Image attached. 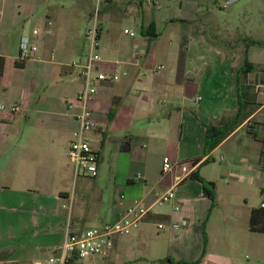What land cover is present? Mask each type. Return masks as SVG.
<instances>
[{
  "label": "crops",
  "instance_id": "1",
  "mask_svg": "<svg viewBox=\"0 0 264 264\" xmlns=\"http://www.w3.org/2000/svg\"><path fill=\"white\" fill-rule=\"evenodd\" d=\"M176 1L139 0L140 36L110 33L98 20L99 69L120 78L90 101L98 176L75 179L66 151L83 79L71 64L85 62L84 41L73 24L60 36L48 8L37 17L53 21L52 33L37 39L34 58L20 60L33 11L25 0H0V105L24 108L0 109V264H47L68 225L80 232L114 222L135 200L152 211L114 239L103 264H264V233L249 230L251 211L264 205V0ZM217 8L226 10L222 25ZM240 109L238 126L207 150V126ZM165 157L174 164L167 174ZM183 165L191 174L175 199L156 203ZM194 173L215 184L214 198Z\"/></svg>",
  "mask_w": 264,
  "mask_h": 264
},
{
  "label": "built area",
  "instance_id": "2",
  "mask_svg": "<svg viewBox=\"0 0 264 264\" xmlns=\"http://www.w3.org/2000/svg\"><path fill=\"white\" fill-rule=\"evenodd\" d=\"M95 8L92 15V25L86 31V40L88 41L87 50L84 57L85 62H73L71 65L81 69L83 79V89L76 97L79 112L76 115L77 128L73 132L72 138L68 143L66 155L72 166L73 176L75 179L79 177L95 178L98 176L99 155L92 149L89 133L95 127L93 112L90 108V101L98 92V87L108 80L116 81L120 78L119 73L108 76L99 69L98 63L101 61L100 47V26L98 22V14L101 5L111 0H94ZM231 2H226L222 7L226 8ZM35 25L30 35H23L20 39V60L32 59L38 52L37 39L43 34L52 33L53 21L49 18L34 21ZM125 30V33H128ZM138 58V65L140 57ZM121 66V62L117 63ZM162 69L163 66L157 67ZM72 106V105H71ZM70 106V107H71ZM0 109L8 111L12 115L21 114L24 108L19 103L1 104ZM174 164L169 158L165 157L162 163V172L169 173ZM183 176L176 178V185L169 191L159 195L156 203L164 204L175 199V189L178 184L183 182L191 171L185 165L182 166ZM124 198V196H122ZM264 207V205H262ZM176 210L179 207L176 206ZM152 206H148L142 200H135L128 206L124 213L114 222H102L97 227L88 228L80 232L70 230L68 225L63 242L52 248V254L47 259V264H70L72 260H94L105 258L114 247V239L119 236H128L145 220L151 213ZM186 225V221H181L172 225L175 231H179ZM159 230L166 227L162 224L158 225Z\"/></svg>",
  "mask_w": 264,
  "mask_h": 264
},
{
  "label": "rangeland",
  "instance_id": "3",
  "mask_svg": "<svg viewBox=\"0 0 264 264\" xmlns=\"http://www.w3.org/2000/svg\"><path fill=\"white\" fill-rule=\"evenodd\" d=\"M33 14L28 16L27 21L33 24L38 20V15L47 12L48 8L56 10V19L58 21L60 29V36L65 35L66 30L64 24H73L78 27L79 38L84 41L85 50H87L88 41L86 40V31L92 25V15L95 8L94 0H25ZM224 1V0H222ZM166 4V3H165ZM105 3L101 5L100 12L98 14V20L103 24L105 30H109L110 33H121L122 36L124 29L132 30L136 33V36H140V23L142 17V7L139 4V0H114L111 9L104 10ZM174 6L183 7V0H177ZM214 14L221 20L225 17L224 12L226 10L217 8ZM205 19L210 15L208 13L201 14ZM206 15V16H205ZM261 24V23H260ZM224 27V25H223ZM62 38V37H60ZM63 39V38H62ZM59 47L63 44L61 39L59 41ZM82 264H103L99 259H95L94 262L84 261Z\"/></svg>",
  "mask_w": 264,
  "mask_h": 264
},
{
  "label": "trees",
  "instance_id": "4",
  "mask_svg": "<svg viewBox=\"0 0 264 264\" xmlns=\"http://www.w3.org/2000/svg\"><path fill=\"white\" fill-rule=\"evenodd\" d=\"M252 43H257L252 41ZM249 65V64H247ZM242 105V104H241ZM241 108V107H240ZM242 113L241 109L238 113L229 120H222L217 126H207L206 148L211 150L218 145L224 138H226L239 124ZM196 164V163H195ZM192 178L198 179L202 182L204 193L209 198H214L215 184L213 182L204 181L197 173L191 175ZM249 230L252 232L264 233V207L253 209L249 219Z\"/></svg>",
  "mask_w": 264,
  "mask_h": 264
}]
</instances>
